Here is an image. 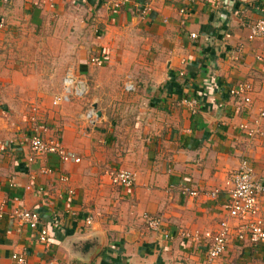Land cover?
<instances>
[{
  "label": "crops",
  "instance_id": "obj_1",
  "mask_svg": "<svg viewBox=\"0 0 264 264\" xmlns=\"http://www.w3.org/2000/svg\"><path fill=\"white\" fill-rule=\"evenodd\" d=\"M111 1L0 0V264H16L13 253L24 264H264L262 244L232 237L208 259L202 236L226 217L242 158L264 184V40L246 39L264 0ZM64 66L88 91L84 102L52 106ZM127 78L131 93L122 91ZM239 81L251 85L248 105L227 93ZM190 98L195 108L182 101ZM85 103L99 116L87 121ZM33 106L41 136L78 162L27 160ZM255 119L262 134L248 139L237 126ZM116 169L133 172L132 186L110 181ZM20 208L38 214L48 244L10 218ZM258 208L264 227V194ZM144 214L159 216L160 229H147Z\"/></svg>",
  "mask_w": 264,
  "mask_h": 264
},
{
  "label": "built area",
  "instance_id": "obj_2",
  "mask_svg": "<svg viewBox=\"0 0 264 264\" xmlns=\"http://www.w3.org/2000/svg\"><path fill=\"white\" fill-rule=\"evenodd\" d=\"M126 0H114L110 2L112 9H118L121 4ZM214 5L219 4V0H211ZM147 6L143 7L146 10ZM184 10L181 8L179 13ZM2 24H0V27ZM194 37V34H190ZM253 38H261L264 40V15L254 20L248 26V32L246 35L247 40ZM90 61L95 65H101V61L96 57H91ZM181 75V72H179ZM135 90V85L130 79H125L122 83V91L124 93H131ZM251 85L249 82L239 81L229 86L227 93L230 97L237 99L242 104L250 103ZM87 93V85L85 81L75 72L73 66H67L64 69L62 76V84L60 90L55 93L50 100L52 106H57L61 103H67L72 97L80 98ZM185 104H188L191 108H195L196 100L194 98L183 99ZM94 110L88 108L83 116L87 121H91L95 116ZM36 108L33 106L30 109L29 122L30 134L28 135V149L29 156L27 160L33 161L34 159L45 155L53 154L60 161L72 160L78 162V158L67 151L61 145V142L53 136L42 137L40 132L45 129L39 130L36 126ZM258 117H264V111L261 110L258 113ZM33 124V125H32ZM248 139H254L260 136L262 133L259 130L257 119L252 121L251 126L241 123L238 126ZM3 142L0 140V149ZM48 171L46 170H43ZM110 181L113 184L122 187H130L134 181L133 172L126 169H116L109 172ZM60 180L66 181V176H61ZM230 187L226 191L225 199L222 203V207L225 210L226 217L221 219L216 228L213 231L203 232L202 236L207 240L206 256L208 259H213L222 254L225 249V244L230 237L237 241H248L251 244H262L264 246V227L258 216V198L264 194V184L256 181L253 177V169L250 163L242 158L239 161V166L236 170L229 175ZM179 192L183 195L196 196L199 192L192 190L186 186L179 188ZM68 194L72 193V190H67ZM208 197L214 198L217 194L216 190H210L204 192ZM10 218L16 221L18 226L26 225L28 228L37 231L36 239L38 242L48 244L47 241V229L40 223L38 214L35 211L20 208L14 210L10 214ZM143 224L147 229L159 230L161 227V219L156 215L144 214L142 216ZM89 223V220H86ZM164 237L167 236L166 232L162 233ZM179 235L183 238H188L189 234L186 231L181 230ZM10 258L16 264H24L25 260L22 254H11Z\"/></svg>",
  "mask_w": 264,
  "mask_h": 264
},
{
  "label": "rangeland",
  "instance_id": "obj_3",
  "mask_svg": "<svg viewBox=\"0 0 264 264\" xmlns=\"http://www.w3.org/2000/svg\"><path fill=\"white\" fill-rule=\"evenodd\" d=\"M66 66V65H65ZM65 66H64V68H65ZM63 68V69H64ZM63 69H62V71H63ZM62 71L60 72V74H62ZM51 73L53 74V78H55L57 75H58V73H59V64H53L52 65V71H51ZM86 80H87V84H88V86H89V80H88V78L86 77ZM58 85H59V80H58ZM58 85H57V80H55V79H51V86H48V88H49V90L51 91V89H52V91L54 92V91H56L57 89H58ZM88 91V90H87ZM87 94V93H86ZM48 97H50V95H48ZM86 97V95H84V96H82V97H80V98H77L75 101H80V100H82V102H84L83 101V98H85ZM83 106V110L85 109H88V106L86 105V103L84 104V105H82Z\"/></svg>",
  "mask_w": 264,
  "mask_h": 264
},
{
  "label": "water",
  "instance_id": "obj_4",
  "mask_svg": "<svg viewBox=\"0 0 264 264\" xmlns=\"http://www.w3.org/2000/svg\"><path fill=\"white\" fill-rule=\"evenodd\" d=\"M94 108V106H92ZM95 116L98 117L99 116V112H94Z\"/></svg>",
  "mask_w": 264,
  "mask_h": 264
}]
</instances>
